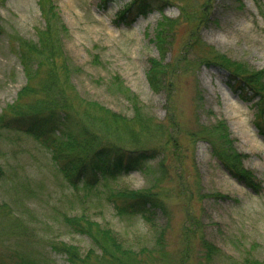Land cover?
<instances>
[{"label": "rangeland", "instance_id": "374dc122", "mask_svg": "<svg viewBox=\"0 0 264 264\" xmlns=\"http://www.w3.org/2000/svg\"><path fill=\"white\" fill-rule=\"evenodd\" d=\"M53 1L67 30L62 43L72 66L69 88L80 100L76 113L101 114L104 108L130 117L131 104L121 93L127 89L145 113L169 129L172 144L164 147L169 152L164 175L158 170L163 151L146 163L148 173L134 171L86 192L72 189L50 153L32 138L0 131V264H67L64 255L51 249L54 244L75 246L85 255L93 243L66 226L64 216L86 217L109 229L133 253L128 264H239L245 256L264 260V131L256 126V116L261 117L257 98L241 95L214 63L215 56H224L248 70L264 71V0H176L177 5L153 10L130 25L117 17L130 0ZM37 2L0 0V115L26 113L23 104L40 99L35 93L41 70L15 101L26 85L18 43L36 42L44 24ZM162 18L169 24L163 28L161 64L169 73L165 91L155 93L146 73L149 60H159L154 37ZM218 122L227 128L242 169L259 191L232 177L208 142L191 137ZM149 187L169 211L167 225L161 214L155 220L157 230L166 225L162 250L155 245V230L139 217H118L107 200L113 189ZM212 194L224 198H209ZM199 235L219 250L210 261Z\"/></svg>", "mask_w": 264, "mask_h": 264}, {"label": "trees", "instance_id": "16d2710c", "mask_svg": "<svg viewBox=\"0 0 264 264\" xmlns=\"http://www.w3.org/2000/svg\"><path fill=\"white\" fill-rule=\"evenodd\" d=\"M175 1L130 0L117 17L130 25L139 16H146L153 10L160 12L165 5H177ZM37 3L44 24L37 30L36 42L22 40L18 43L17 55L26 77V85L18 92L15 101L23 97L27 83L39 70L43 77L40 78V87L35 94L40 95V99L32 101V105L23 104L29 110L26 113H2L0 131L22 133L36 141L50 153L55 167L74 190L92 192L101 182L107 183L134 171L148 173L150 169L145 166L146 163L155 160L163 151L158 170L164 175L163 159L166 153L169 154L164 147L172 144L168 141L171 137L169 129L145 113L138 98L127 89L121 93L131 104L130 117L104 108H97L101 114H93L89 110L76 113L74 109L80 100L69 88L72 66L62 43L66 27L61 22L53 0H38ZM180 14H184L182 9ZM166 24H169L166 18L157 24L154 41L159 60L150 59L146 73L149 87L155 93L165 91L167 86L169 69L166 70L167 66L161 64L166 53V46L163 45V28ZM214 59H218L214 63L226 71L231 86H236L240 94L248 99L257 98L256 106L261 117L256 116V126L264 131V71L248 70L244 65L231 62L224 56L220 59L215 56ZM118 80L114 77L113 82L121 84ZM190 135L194 138L199 136L208 142L213 156L232 177L253 191H259V185L242 169L241 156L232 149L228 130L222 122L200 127ZM142 140L155 144L149 146V143H142ZM208 197L224 198L215 194ZM107 200L118 217H139L155 230V245L162 250L169 211L155 191L150 187L142 191L113 189L107 194ZM159 214L165 217L166 225L157 230L155 220ZM63 221L73 232L87 236L93 243L85 255L72 245L51 246L53 251L65 256L67 264H128L133 261V253L123 249L109 229L101 228L98 223L82 216H64ZM199 242L206 261L218 254L219 250L203 235H199ZM239 264H264V260L245 256Z\"/></svg>", "mask_w": 264, "mask_h": 264}]
</instances>
